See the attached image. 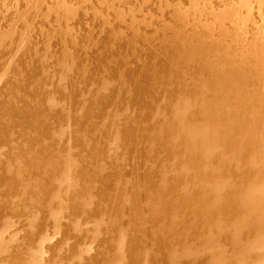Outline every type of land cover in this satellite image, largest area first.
<instances>
[{"label":"bare ground","instance_id":"bare-ground-1","mask_svg":"<svg viewBox=\"0 0 264 264\" xmlns=\"http://www.w3.org/2000/svg\"><path fill=\"white\" fill-rule=\"evenodd\" d=\"M0 264H264V0H0Z\"/></svg>","mask_w":264,"mask_h":264}]
</instances>
